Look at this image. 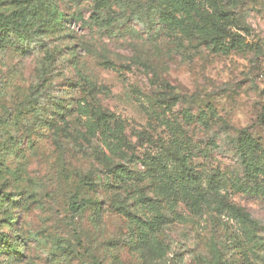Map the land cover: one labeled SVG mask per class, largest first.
Masks as SVG:
<instances>
[{
    "label": "rangeland",
    "instance_id": "1",
    "mask_svg": "<svg viewBox=\"0 0 264 264\" xmlns=\"http://www.w3.org/2000/svg\"><path fill=\"white\" fill-rule=\"evenodd\" d=\"M0 264H264V0H0Z\"/></svg>",
    "mask_w": 264,
    "mask_h": 264
},
{
    "label": "trees",
    "instance_id": "2",
    "mask_svg": "<svg viewBox=\"0 0 264 264\" xmlns=\"http://www.w3.org/2000/svg\"><path fill=\"white\" fill-rule=\"evenodd\" d=\"M189 179H190L189 180L190 184H194L197 180L195 177H191V178L189 177ZM75 206H76L75 208H78V206H80V203L76 204Z\"/></svg>",
    "mask_w": 264,
    "mask_h": 264
}]
</instances>
